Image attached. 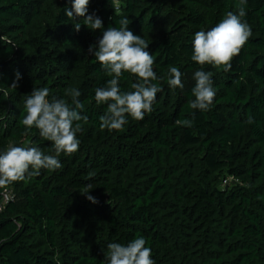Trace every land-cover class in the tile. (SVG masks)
<instances>
[{"label":"trees","instance_id":"trees-1","mask_svg":"<svg viewBox=\"0 0 264 264\" xmlns=\"http://www.w3.org/2000/svg\"><path fill=\"white\" fill-rule=\"evenodd\" d=\"M71 2L0 0V152L33 145L55 155L37 129L24 135L34 87L69 103L78 89L88 117L61 168L0 188V207L4 189L16 197L0 208V264H107L109 243L140 236L154 264H264V0H247L252 35L228 72L193 62L192 41L237 12L238 0H90L88 14L103 22L95 31L67 17ZM125 17L149 43L162 91L143 120L102 131L107 105L94 95L110 78L89 47ZM170 66L183 89L168 86ZM197 70L212 73L208 111L188 107ZM134 82L125 73L119 86L131 91ZM88 185L97 203L82 194Z\"/></svg>","mask_w":264,"mask_h":264},{"label":"clouds","instance_id":"clouds-1","mask_svg":"<svg viewBox=\"0 0 264 264\" xmlns=\"http://www.w3.org/2000/svg\"><path fill=\"white\" fill-rule=\"evenodd\" d=\"M90 0H72L71 8H66L65 14L70 20L83 18L82 23L95 31L103 29L101 18L95 14H88ZM247 0H238L237 12L227 11L224 17L211 29L200 30L194 34L192 41L191 60L203 68L211 65L223 68L228 72L232 68V60L239 55L244 45L252 35V31L244 17ZM119 27L109 26L103 30L102 37L96 45L89 47V53L104 69L110 78L105 86L95 89L94 99L97 105L106 104L105 114L99 116L100 129L108 131H122L128 123L127 117L141 121L146 114L153 111L157 94L162 91L158 77L154 70V56L147 51L149 43L139 35L129 30V19L121 18ZM76 31L81 29V23H74ZM135 77L131 84V91H122L119 82L125 74ZM17 81L20 74H16ZM195 86L192 89L194 99L188 107L193 110L208 111L212 106L216 90L213 87L212 73L197 70L194 73ZM167 84L170 88L183 89L182 73L179 68L170 66L167 72ZM12 87L16 88L14 82ZM71 103L66 99L50 96L48 87L37 88L25 100L26 115L21 123L27 135L33 128L39 135L51 142L55 155L45 154L41 148L33 145H9L0 152V188L15 182L40 175V170L55 171L62 167L58 159L61 153L71 155L78 151L81 141L77 134L83 131L81 121L87 122L83 115L84 104L79 100L81 92L70 89L67 93ZM249 123L253 120L249 117ZM179 126L191 128L194 121L178 119ZM82 194L93 203L98 201L87 195L92 188L88 185ZM105 260L107 264H154L151 258L152 250L146 247V240L142 236L132 239L127 244L112 242L107 245Z\"/></svg>","mask_w":264,"mask_h":264},{"label":"built area","instance_id":"built-area-1","mask_svg":"<svg viewBox=\"0 0 264 264\" xmlns=\"http://www.w3.org/2000/svg\"><path fill=\"white\" fill-rule=\"evenodd\" d=\"M117 4H119L120 0H114ZM225 184H228L229 181L228 180H225L224 181ZM1 198H2V205L0 208H2V206L10 203V202H13L15 201L16 197L15 195L13 194V192L9 189H4L2 191V195H1Z\"/></svg>","mask_w":264,"mask_h":264},{"label":"rangeland","instance_id":"rangeland-1","mask_svg":"<svg viewBox=\"0 0 264 264\" xmlns=\"http://www.w3.org/2000/svg\"><path fill=\"white\" fill-rule=\"evenodd\" d=\"M233 179L229 178V182L231 183ZM224 186H226L227 184L223 183Z\"/></svg>","mask_w":264,"mask_h":264}]
</instances>
